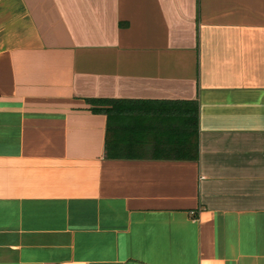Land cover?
<instances>
[{"label": "crops", "instance_id": "crops-1", "mask_svg": "<svg viewBox=\"0 0 264 264\" xmlns=\"http://www.w3.org/2000/svg\"><path fill=\"white\" fill-rule=\"evenodd\" d=\"M91 98L171 148L109 156ZM0 264H264V0H0Z\"/></svg>", "mask_w": 264, "mask_h": 264}, {"label": "trees", "instance_id": "trees-1", "mask_svg": "<svg viewBox=\"0 0 264 264\" xmlns=\"http://www.w3.org/2000/svg\"><path fill=\"white\" fill-rule=\"evenodd\" d=\"M90 101L93 103L95 111H102L108 115L106 151L109 156L134 157L142 155L140 149L144 148V145L159 139L161 145L171 148V146L163 144L165 141H161L169 135V128L165 122L166 119L164 121L163 115L159 114L161 108L160 105H156L155 100L91 98ZM188 103L191 104V114L188 120L195 129L197 125V103L192 100ZM192 133L195 134V130ZM195 152L196 144L193 142L192 149L187 154H160L155 152L154 155L194 157Z\"/></svg>", "mask_w": 264, "mask_h": 264}]
</instances>
